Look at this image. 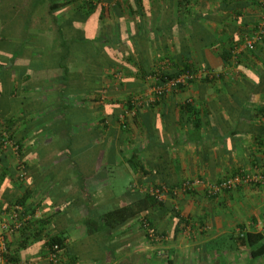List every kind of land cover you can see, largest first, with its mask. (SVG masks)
Returning a JSON list of instances; mask_svg holds the SVG:
<instances>
[{"label":"crops","instance_id":"1","mask_svg":"<svg viewBox=\"0 0 264 264\" xmlns=\"http://www.w3.org/2000/svg\"><path fill=\"white\" fill-rule=\"evenodd\" d=\"M32 3L0 1V132L10 129L18 146L0 149V223L13 204L28 215L19 229L0 227L8 264H48L45 241L55 234L64 244L60 264H264V251L252 254L264 244V184L212 196L198 186L108 233L89 220L153 184L217 181L264 167V37L253 52H224L257 20L256 1L99 0L93 11L72 2L57 12V24L47 3ZM61 22L67 46L82 45L73 55L80 67L67 60L65 82L62 68L50 60L43 67L33 53L40 32L57 50ZM106 58L131 71L112 74ZM81 60L100 67L83 73ZM168 62L217 73L152 100L154 80L141 77L137 64L149 72ZM141 215L167 234L161 244L146 241Z\"/></svg>","mask_w":264,"mask_h":264},{"label":"built area","instance_id":"2","mask_svg":"<svg viewBox=\"0 0 264 264\" xmlns=\"http://www.w3.org/2000/svg\"><path fill=\"white\" fill-rule=\"evenodd\" d=\"M260 8V14L257 20L250 27V30L246 32L242 38L234 42L231 48L232 56L237 55L241 50H251L259 43L264 37V0H254ZM205 75L211 76L212 73L207 70H201L196 72H185L178 77L171 79H165L158 84H154L151 87L152 100H158L168 90L177 86L178 83L185 84L189 79L201 78ZM152 78V77H151ZM139 100L138 98L136 99ZM136 101V103H137ZM138 104V103H137ZM129 110L125 109L119 114L118 120L123 121ZM0 146L2 149L10 148L12 151L17 152L18 146L13 141L9 132L2 130L0 132ZM18 176L23 178L25 175L24 166L21 162L18 164ZM264 184V167H256L253 171L240 170L234 174L221 178L217 181H207L201 178L185 179L181 182L167 186L165 184H153L145 188L144 193L147 192L154 196L157 201L161 202L168 197L178 195L180 192H188L194 188L201 186L207 196H212L222 190H235L242 185H258ZM28 219V215L24 213L23 207L20 204H13L7 220L0 227L9 230H15L22 227L24 222ZM139 225L143 231L146 241L149 243L161 244L166 239L167 234L165 232H156L150 225L147 218L141 217ZM10 227V228H9ZM243 235V234H241ZM47 262L48 264L59 263L60 249L57 244L52 245L50 248L46 247ZM8 254V247L4 235L0 232V264H7L6 255ZM156 254L163 255L162 249L158 248Z\"/></svg>","mask_w":264,"mask_h":264},{"label":"trees","instance_id":"3","mask_svg":"<svg viewBox=\"0 0 264 264\" xmlns=\"http://www.w3.org/2000/svg\"><path fill=\"white\" fill-rule=\"evenodd\" d=\"M1 1V0H0ZM99 0H33L32 3V8H34L37 5H42L44 3H47V9H48V13L52 16L53 22L57 24L58 19H60V17L56 16L57 12L62 9V7L66 6L67 4H70L72 2H77V9H87V10H91L93 11L95 8V4L98 2ZM82 12V10H80ZM72 20H70V24ZM62 25L59 24V26L57 27V31H56V35L57 38H59L62 42L59 43V45L57 44V50H54V46L53 48L49 47L47 48V43H46V35H44V33L40 32L39 34H37L38 39H37V44L39 46H36L35 48H33V53H34V57L35 55H38L39 60L42 63V66H45L46 61L45 60H50L53 62V60H59L57 61V65H55L54 63L51 62V67L53 66H57L63 69L64 72V77L62 76L61 80L62 81H66L65 77L68 73V66H67V60L70 61L71 63V67H73L74 69H78L80 67L78 60H75L78 57H73L74 53H77L79 51L82 52V45L81 46H73L74 44H70V46H67V42L62 40V30L60 29ZM79 33L82 34L81 31H79ZM78 33V35H79ZM81 34L79 36H77L76 38H82ZM74 40V39H72ZM261 42V41H260ZM56 43V42H55ZM54 43V44H55ZM36 44V43H35ZM231 48L232 46H230L227 50H224L225 53H231ZM255 47L253 49H251L250 51H254ZM86 52H88L89 54H93V50H89ZM95 52V51H94ZM103 55L106 54L107 52L105 49H103ZM232 55V54H231ZM15 56H13L12 58H14ZM45 57H48V59H46ZM108 59V58H106ZM60 60H62V62H60ZM81 61H86L85 63V70L83 71L86 72L89 69V65L91 64L90 68L92 67V70L94 71V65L96 70H98V68L100 67L98 63H95V60H81ZM227 60H225L226 62ZM170 62L173 64L174 62H172V60H170ZM105 63V62H104ZM108 64V66L112 67V74H116V73H121L122 70L123 71H131V70H127L125 65L123 63H120L116 60H111L110 58L107 60L106 62ZM167 63H165L164 66L160 67H156L153 70L148 71H143L142 66L138 65V69H139V73L140 76L142 77H152V79L154 80V84H158L160 81H164L165 79H171L174 77H178L179 75L185 73V72H196V71H201V70H207L209 72H211L212 74L215 73L216 69L215 68H210V67H194L193 65L190 64H184L181 67L177 66L176 68H174V66L172 67L171 65H169L168 62V66H166ZM177 65V64H176ZM91 70V69H90ZM217 73V72H216ZM110 73L107 74L106 77H110L109 76ZM202 78V77H201ZM198 79V78H195ZM195 79H189L187 80V82L185 84L183 83H178L176 87H182L186 84H188L189 82L195 80ZM88 88V87H87ZM83 89V88H82ZM103 89V86H92L89 87L88 90H92V91H100ZM194 104L192 102H188L186 103V107L187 109L189 107H193ZM82 119H84L82 117ZM7 132L10 133V135L12 136L11 130L6 128L3 129ZM1 145V144H0ZM1 150H4L1 148ZM1 161V160H0ZM136 167L138 170H141V166L136 164ZM18 168V166H17ZM17 178L21 179L18 176V172H17ZM16 178V179H17ZM16 203H20L19 201H16ZM161 202L157 201L156 198L152 195H150L149 193L145 192L143 194H139L137 197H135L132 201L130 202H126L122 205L119 206H114L111 209L107 210L106 212L102 213L99 217L98 220L95 218H90L89 220H91V223L94 224L95 223V228L99 227V231L100 232H107V231H111L114 228H118L121 225H123L124 223H126L128 220L137 217L139 214L142 213V211L150 206H154V205H158ZM22 204V203H21ZM141 217H145V215H141ZM140 217V218H141ZM139 218V219H140ZM146 218V217H145ZM148 218V217H147ZM99 224V225H98ZM107 226V227H106ZM108 233V232H107ZM251 236L250 234H247L246 237L249 239ZM57 244L60 251L63 248L64 244L63 241L61 240L60 236L55 234V235H50L46 241H45V246L46 247H51L52 245ZM264 251V244H262L261 246H259L256 250H254L252 252L253 255L259 254L261 252ZM11 259L9 257V255H6V260L7 261H11L9 260ZM8 264V262H7ZM60 264V262L58 263Z\"/></svg>","mask_w":264,"mask_h":264},{"label":"rangeland","instance_id":"4","mask_svg":"<svg viewBox=\"0 0 264 264\" xmlns=\"http://www.w3.org/2000/svg\"><path fill=\"white\" fill-rule=\"evenodd\" d=\"M124 175H125V174L122 172V173L120 174V176L118 175L117 178H116L115 180H116L118 183H119V180L123 181V180H124ZM112 188H113V187H112ZM117 188H119V187L116 186L114 189H117ZM89 242H90L89 244H91L92 241L89 240Z\"/></svg>","mask_w":264,"mask_h":264}]
</instances>
